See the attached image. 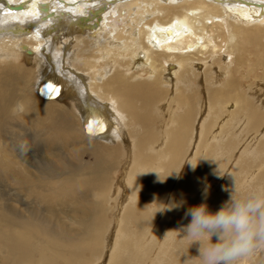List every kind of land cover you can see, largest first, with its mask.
Here are the masks:
<instances>
[{
  "label": "bare ground",
  "instance_id": "6f19581e",
  "mask_svg": "<svg viewBox=\"0 0 264 264\" xmlns=\"http://www.w3.org/2000/svg\"><path fill=\"white\" fill-rule=\"evenodd\" d=\"M233 187L264 192V0H0V264H183L161 235Z\"/></svg>",
  "mask_w": 264,
  "mask_h": 264
},
{
  "label": "clouds",
  "instance_id": "9594fccd",
  "mask_svg": "<svg viewBox=\"0 0 264 264\" xmlns=\"http://www.w3.org/2000/svg\"><path fill=\"white\" fill-rule=\"evenodd\" d=\"M204 194L206 196L207 186ZM176 206L167 207L170 210ZM185 216L191 217L190 222L179 231L184 234L182 239L190 242L189 248L198 244V255L193 257L187 253L183 264H238L264 250V192L239 198L233 187L229 200L220 210L210 212L207 205L201 203L189 207Z\"/></svg>",
  "mask_w": 264,
  "mask_h": 264
},
{
  "label": "rangeland",
  "instance_id": "374dc122",
  "mask_svg": "<svg viewBox=\"0 0 264 264\" xmlns=\"http://www.w3.org/2000/svg\"><path fill=\"white\" fill-rule=\"evenodd\" d=\"M35 65V64H34ZM35 67H36V69H37V71H38V66L37 65H35ZM92 134H93V131H92ZM211 191V190H210ZM239 195L240 194H238L237 195V197H239ZM240 198V197H239ZM219 199V198H218ZM229 199V198H228ZM221 207H220V205H219V208H217V209H220ZM216 209V210H217ZM213 213L215 212V211H212ZM184 225H187V223L186 224H184ZM182 227V226H181ZM180 227V225H179V227L178 228H173V227H171V228H173V229H168L167 231H165V232H163V234L161 235V237H160V239H159V242H158V244L160 245V247H161V249H166L167 251L168 250H172L171 248H172V246H174V244H175V242H177V243H181L182 245H185V246H187L188 248H189V246H190V242L189 241H186V240H183L182 239V236L184 235L182 232H180L179 231V229L181 228ZM167 234V235H166ZM176 237V238H175ZM166 242V243H165ZM213 242H214V240H213ZM167 247H166V246ZM172 245V246H171ZM197 247H198V244H194L193 246H191L190 247V252H189V254H190V256H193V257H195V256H197L198 254H197V251H196V249H197ZM252 261V260H251ZM252 263H254L253 261H252Z\"/></svg>",
  "mask_w": 264,
  "mask_h": 264
},
{
  "label": "snow or ice",
  "instance_id": "6c2138e0",
  "mask_svg": "<svg viewBox=\"0 0 264 264\" xmlns=\"http://www.w3.org/2000/svg\"><path fill=\"white\" fill-rule=\"evenodd\" d=\"M46 89H47V92L49 94V96H53L54 94L55 95H58L59 94V88L57 86H54L52 84H47L45 85ZM86 129H87V132L91 135L92 134V127H91V122H89V124L86 126ZM101 131H103V125H101Z\"/></svg>",
  "mask_w": 264,
  "mask_h": 264
}]
</instances>
